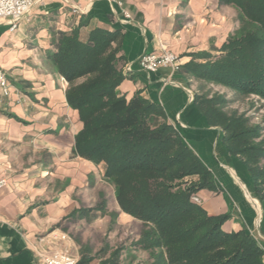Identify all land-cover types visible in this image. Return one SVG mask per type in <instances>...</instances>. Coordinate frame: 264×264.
Returning a JSON list of instances; mask_svg holds the SVG:
<instances>
[{
  "label": "crops",
  "instance_id": "0c3cea01",
  "mask_svg": "<svg viewBox=\"0 0 264 264\" xmlns=\"http://www.w3.org/2000/svg\"><path fill=\"white\" fill-rule=\"evenodd\" d=\"M31 10L13 31L0 23V67L16 89L0 99V174L8 181L0 189V264H39L36 249L68 245L79 256L87 230L105 234L112 220L140 222L121 211L102 165L74 152L82 124L66 101L68 82L47 58L58 32L77 29L84 40L95 28L115 35L112 46L125 75L120 94L129 99L138 92L160 106L164 117L156 122L171 124L212 173L218 188L199 190V205L210 215L227 214L222 229H245L264 252V201L242 161L228 151L221 127L195 105L201 81L181 67L145 72L137 64L144 52H173L182 65L218 55L239 27L237 7L225 0H41ZM97 203L79 217L80 208Z\"/></svg>",
  "mask_w": 264,
  "mask_h": 264
},
{
  "label": "trees",
  "instance_id": "16d2710c",
  "mask_svg": "<svg viewBox=\"0 0 264 264\" xmlns=\"http://www.w3.org/2000/svg\"><path fill=\"white\" fill-rule=\"evenodd\" d=\"M239 12V27L220 53L205 62L194 59L181 69L203 83L264 98V0H225ZM115 35L101 28L81 39L77 29L58 32L47 58L67 82L65 98L77 110L81 129L74 152L101 164L113 184L122 212L139 220V248L149 264H264V252L245 230L222 229L227 214L210 215L191 195L216 190L212 173L165 120L157 104L135 92L129 99L117 89L123 80ZM194 103L211 125L221 127L228 151L244 164L255 194L264 201V138L243 114L227 113L224 98L197 92ZM94 208L79 211H94ZM78 211V212H79ZM116 253L99 264L115 263ZM80 257L76 264H89Z\"/></svg>",
  "mask_w": 264,
  "mask_h": 264
},
{
  "label": "rangeland",
  "instance_id": "374dc122",
  "mask_svg": "<svg viewBox=\"0 0 264 264\" xmlns=\"http://www.w3.org/2000/svg\"><path fill=\"white\" fill-rule=\"evenodd\" d=\"M28 14H34V10H30ZM29 15H27L26 18L29 17ZM198 86L199 92L201 93L209 95L217 93L218 95H221L225 100L223 106L224 111L227 113L236 112L237 114H243L244 117L247 118L248 124L259 126L260 135L256 140L258 141L264 138V98L255 94H239L227 87L217 84L201 82ZM105 180L113 185L106 177ZM100 202L102 203V200ZM98 204L99 203H97V205ZM98 206H100V204ZM80 209L86 210V208ZM86 212L79 211V217H82ZM108 214L112 218L115 216L113 212ZM86 226L87 225L84 222L83 225H80L84 230H87L85 229ZM108 226L109 229L112 227V232H106L105 234L92 229L89 231L87 230L88 234L85 238H88V240H86L85 243H83V246L79 248L83 253L82 255L79 253L78 260L83 256L85 258L100 259V262L103 259L109 258L110 255L115 252V263L117 264H140L142 262L144 264H149L151 262L150 252H145V250L139 248L138 245L140 233L143 229V224L141 222H132L124 225L117 224L112 220ZM84 230L77 232V235H81L79 238H82Z\"/></svg>",
  "mask_w": 264,
  "mask_h": 264
},
{
  "label": "built area",
  "instance_id": "2783aa9c",
  "mask_svg": "<svg viewBox=\"0 0 264 264\" xmlns=\"http://www.w3.org/2000/svg\"><path fill=\"white\" fill-rule=\"evenodd\" d=\"M41 0H0V23L7 22L9 30L13 31L17 28L18 22L23 19L33 8V6ZM72 12L79 13L78 7L72 8ZM125 17L129 14L123 10ZM139 68L145 72H154L159 68L167 67L171 70H179L182 61L176 54L170 51L144 52L138 59ZM16 89L9 82L5 71L0 67V99L7 98L11 89ZM8 184L7 177L0 174V189ZM191 200L199 204L200 199L196 193L191 195ZM35 256L39 264H76L78 254L74 247L63 246L61 248L36 249ZM264 263V255H263Z\"/></svg>",
  "mask_w": 264,
  "mask_h": 264
}]
</instances>
